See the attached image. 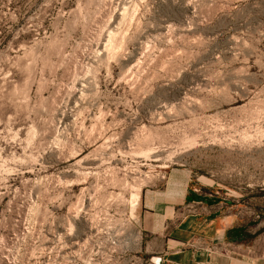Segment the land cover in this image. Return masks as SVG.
Instances as JSON below:
<instances>
[{
    "label": "rangeland",
    "instance_id": "374dc122",
    "mask_svg": "<svg viewBox=\"0 0 264 264\" xmlns=\"http://www.w3.org/2000/svg\"><path fill=\"white\" fill-rule=\"evenodd\" d=\"M176 167L264 197V0H0V264H151Z\"/></svg>",
    "mask_w": 264,
    "mask_h": 264
},
{
    "label": "crops",
    "instance_id": "0c3cea01",
    "mask_svg": "<svg viewBox=\"0 0 264 264\" xmlns=\"http://www.w3.org/2000/svg\"><path fill=\"white\" fill-rule=\"evenodd\" d=\"M264 197L235 194L171 168L140 194V252L151 264H264Z\"/></svg>",
    "mask_w": 264,
    "mask_h": 264
}]
</instances>
